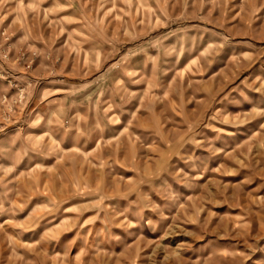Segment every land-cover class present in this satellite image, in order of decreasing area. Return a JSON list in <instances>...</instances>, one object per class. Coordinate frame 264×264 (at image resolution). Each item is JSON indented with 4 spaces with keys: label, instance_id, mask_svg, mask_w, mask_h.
<instances>
[{
    "label": "rangeland",
    "instance_id": "374dc122",
    "mask_svg": "<svg viewBox=\"0 0 264 264\" xmlns=\"http://www.w3.org/2000/svg\"><path fill=\"white\" fill-rule=\"evenodd\" d=\"M0 264H264V0H0Z\"/></svg>",
    "mask_w": 264,
    "mask_h": 264
}]
</instances>
